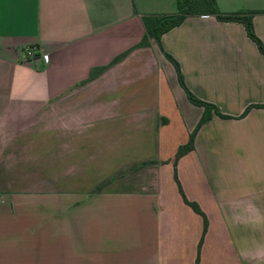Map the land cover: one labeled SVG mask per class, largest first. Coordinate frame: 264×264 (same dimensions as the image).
<instances>
[{
  "label": "crops",
  "instance_id": "0c3cea01",
  "mask_svg": "<svg viewBox=\"0 0 264 264\" xmlns=\"http://www.w3.org/2000/svg\"><path fill=\"white\" fill-rule=\"evenodd\" d=\"M216 4L255 11L264 43V0ZM175 12L176 0H0V153L19 138L35 169L50 156L47 177L0 194V264H264V107L241 116L264 104V55L212 15L138 46L142 15ZM165 53L230 116L204 122L175 165L203 107Z\"/></svg>",
  "mask_w": 264,
  "mask_h": 264
},
{
  "label": "trees",
  "instance_id": "16d2710c",
  "mask_svg": "<svg viewBox=\"0 0 264 264\" xmlns=\"http://www.w3.org/2000/svg\"><path fill=\"white\" fill-rule=\"evenodd\" d=\"M255 11H234V12H222L219 10L216 0H176V12L171 13V14H166V13H155V14H145L141 16V20L144 26V34L138 43V46H148L149 42L151 39H154L157 43L160 44V38L162 34L165 32L169 31L170 29L180 25L183 20L192 15H212L214 16L218 21H235L239 22L244 26L246 35L252 40L258 51L264 55V43L260 40V38L256 35L253 24H252V15ZM127 53L124 52L121 55L117 56L113 62H116L120 60L124 55ZM166 57L172 62L174 65L178 82L180 86L184 89L186 96L189 100L190 103L197 105V106H202L203 107V113L198 120L196 126L194 129L190 132L188 141L180 145L175 153V158H174V165L178 158L185 154L186 152L190 151L193 148V141L194 137L200 128V126L206 122L208 119L211 118L213 114L221 117V118H229V115H226L222 113L219 108L207 101H204L198 97H196L185 85L182 73L180 71L179 65L177 61L168 53H165ZM251 107H264V104H252L249 105L245 111L242 113L241 116H244L247 111ZM156 161L154 160H148V161H143L140 163H134L129 166H127L126 170L123 171L119 170L117 171L113 177L118 178L124 175V173H131L136 170H139L142 167L155 164ZM105 183V182H104ZM104 183H101L97 186V188H100ZM180 192L182 195V198L184 202L192 208L197 214H199L202 219H203V234L205 233L206 227H207V220L205 217V214L203 211L200 209L198 204L193 201H189L185 195L182 193L181 188ZM201 245V240L198 243V251L200 249ZM195 264H199V259L198 256L196 258Z\"/></svg>",
  "mask_w": 264,
  "mask_h": 264
},
{
  "label": "rangeland",
  "instance_id": "374dc122",
  "mask_svg": "<svg viewBox=\"0 0 264 264\" xmlns=\"http://www.w3.org/2000/svg\"><path fill=\"white\" fill-rule=\"evenodd\" d=\"M20 140L21 139L19 138L4 139L5 151L0 153V194H2V192L5 190L26 188L17 186L18 180L21 177H47L49 173L48 168L50 166H48L46 158H49L50 156L46 154L43 156V159L39 158L40 161H43L40 163L43 169H35L34 165L31 162L33 159L29 160L26 154L20 152L19 148L15 147L19 145L18 143H20ZM62 156L64 159L65 157H67L65 153L59 154L60 165L62 162L65 164V161H63ZM39 160H37L38 163L40 162ZM89 163L90 165L93 164V162L91 163V161H89ZM123 169V171H125L127 168L125 167ZM59 174L60 176H66V171L59 169ZM8 182H10V184H8Z\"/></svg>",
  "mask_w": 264,
  "mask_h": 264
},
{
  "label": "built area",
  "instance_id": "2783aa9c",
  "mask_svg": "<svg viewBox=\"0 0 264 264\" xmlns=\"http://www.w3.org/2000/svg\"><path fill=\"white\" fill-rule=\"evenodd\" d=\"M35 50H36V49H35L34 46H30V47L26 48L25 53H26V55H27L28 57H34V56H35V53H36Z\"/></svg>",
  "mask_w": 264,
  "mask_h": 264
}]
</instances>
